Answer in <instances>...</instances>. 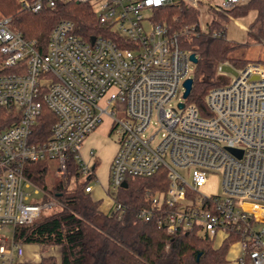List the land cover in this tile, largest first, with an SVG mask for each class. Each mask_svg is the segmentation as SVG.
Masks as SVG:
<instances>
[{
	"label": "built area",
	"instance_id": "2783aa9c",
	"mask_svg": "<svg viewBox=\"0 0 264 264\" xmlns=\"http://www.w3.org/2000/svg\"><path fill=\"white\" fill-rule=\"evenodd\" d=\"M18 1L30 13L57 1L88 2L98 23L119 38L86 40L74 32L72 21L61 19L41 52L36 39L11 27L10 16H0V108L14 118L0 129V229L31 223L43 208L58 203L27 177V164L55 160L56 175L66 180L72 159L79 176L95 177L94 162L89 165L80 149L107 116L109 133L118 139L109 165L113 194L128 177L164 169L167 185L147 193L140 219L169 234L191 231L210 240L219 234L221 243H238L237 264H264V62L232 66L235 75L221 69L228 62L220 63L217 74L226 81L209 89L200 111L183 97V81L193 78L195 63L178 37L206 32L211 20L172 31L152 17L154 7L179 1L199 11L206 2L226 14L247 0ZM220 24L213 36L225 30ZM44 105L55 119L47 137L37 140ZM212 171L220 172V194L199 190ZM84 189L90 192L92 185ZM112 200L110 211L120 215L124 206ZM22 254V243L0 236V264H12Z\"/></svg>",
	"mask_w": 264,
	"mask_h": 264
},
{
	"label": "trees",
	"instance_id": "16d2710c",
	"mask_svg": "<svg viewBox=\"0 0 264 264\" xmlns=\"http://www.w3.org/2000/svg\"><path fill=\"white\" fill-rule=\"evenodd\" d=\"M32 1V0H28ZM227 12L234 18H241L254 12L249 28L255 27L262 34L264 27V0H247L233 6ZM225 18L224 14H219ZM0 16L11 17V27L25 38H34L37 47L45 52L48 33L61 19L73 22L74 32L83 39L92 36H106L118 40L119 36L110 28L103 27L93 6L88 2L57 1L53 7L44 5L37 12L21 9L18 0H0ZM154 21L164 22L172 31L184 25L199 21V10L186 5L183 1L165 4L152 9ZM207 31L182 34L178 43L182 50L194 53L197 62L193 72V81L187 101L195 104L200 111L205 109L206 93L219 83L217 66L228 62L234 68H241L249 60L231 55L237 44L221 35L213 36L212 31L221 30V24L215 19L207 23ZM1 62V57H0ZM263 62V61H260ZM55 117L44 105L35 128V139L43 140L49 134V128ZM14 121L11 113L0 108V129ZM49 160L31 162L26 165L27 177L52 196L59 208L49 214H42L28 224L12 228L14 242L38 244L40 253L50 247H59V256L41 254L37 263L15 260L12 264H225L226 253L231 239L219 246L213 240L198 236L191 231H177L169 234L153 221H145L137 216L140 209L147 205V193L162 191L167 185L164 169L149 177H128L126 186L118 187L113 195L116 202L124 206L118 215L111 210L100 209V200L85 191L88 178L78 181L75 162H68L66 180H59L52 187L45 183L49 169ZM71 176L76 179L70 188ZM49 198L43 197L46 201ZM200 255L197 257V254Z\"/></svg>",
	"mask_w": 264,
	"mask_h": 264
},
{
	"label": "rangeland",
	"instance_id": "374dc122",
	"mask_svg": "<svg viewBox=\"0 0 264 264\" xmlns=\"http://www.w3.org/2000/svg\"><path fill=\"white\" fill-rule=\"evenodd\" d=\"M203 3V2H201ZM203 4L199 11V18H203L205 22L215 19L219 23L226 25L225 27V38L233 43L237 44L234 50H232L231 55L243 58L249 61H263L264 62V34L259 33L258 30L253 27L249 28V23L252 20L253 13H248L246 16L241 18H234V16L227 12L224 14L225 18H222L219 14L221 12L215 11L213 8ZM146 14L150 15V10H144ZM238 19V21H236ZM264 30V27H263ZM191 66H193L191 64ZM228 78H231V75L228 74ZM226 79L223 78L219 80V83L225 82ZM120 113V112H119ZM117 113V114H119ZM109 129V118L104 116L101 124L98 128L89 133L86 138L83 140L82 147L80 149L81 154L83 155L85 161L90 165L95 162L94 169V178L88 180L92 185V194L95 198L100 197L101 202L107 205V209L113 207V193L110 188L109 183V165L115 154V151L118 146V139L114 133H108ZM93 150V156L88 154L89 150ZM49 163V169L45 176V183L48 187H52L56 182L61 180V178L56 175L55 168L57 162L55 160L47 161ZM187 179H189V174H184ZM85 176H79L78 181L84 180ZM76 179L74 176H71L68 182V186L72 188L75 185ZM199 190L204 194H213L221 193V176L220 172L212 171L207 175V181ZM98 196V197H97ZM59 208V204H54L51 207H46L42 209V214H49L53 210ZM11 228L5 227L0 229V236H3L6 239L11 237ZM222 241L221 236L218 234L213 240V245L218 246ZM23 245V254L18 257V260L25 262H35L39 259L40 254H51L52 252L57 254L58 250L54 249L50 251L49 248L46 252L40 253V250H36L35 247H30L32 244H22ZM34 245V244H33ZM38 246V244H35ZM39 248V246H38ZM239 254V246L237 243H231L228 246L226 253V263L225 264H237L233 261V258H236Z\"/></svg>",
	"mask_w": 264,
	"mask_h": 264
},
{
	"label": "water",
	"instance_id": "95a60500",
	"mask_svg": "<svg viewBox=\"0 0 264 264\" xmlns=\"http://www.w3.org/2000/svg\"><path fill=\"white\" fill-rule=\"evenodd\" d=\"M94 37H91V40H93ZM189 59L193 62V63H196L197 62V56L194 54V53H190L189 54ZM223 71H226V72H229L231 73L232 75H235L236 74V70L229 64H224L222 65V68H221ZM192 81H193V78L192 77H188L186 78L184 81H183V86H184V91H183V97H187L189 92H190V89H191V85H192ZM180 106H182V103H179ZM234 151V150H233ZM121 186H126V182L123 181L121 183ZM200 255V253L197 254V257Z\"/></svg>",
	"mask_w": 264,
	"mask_h": 264
},
{
	"label": "crops",
	"instance_id": "0c3cea01",
	"mask_svg": "<svg viewBox=\"0 0 264 264\" xmlns=\"http://www.w3.org/2000/svg\"><path fill=\"white\" fill-rule=\"evenodd\" d=\"M203 4L207 7V3H206V2H205V3H201L200 6H202ZM206 7H205V8H206ZM201 9H202V11L204 12L203 8H201ZM251 13H253V16H252V17L254 18L255 13H254V12H251ZM253 18H252V20H253ZM199 19L201 20V22H205V21H206V20H205V21L203 20L202 16H201V18H199ZM252 20H251V21H252ZM236 21H238V19H236ZM250 23H251V22H250ZM250 23H249V25H250ZM263 34H264V30H263ZM100 124H101V123H100ZM98 127H99V126H98ZM98 127H97V128H98ZM108 133H109V129H108ZM81 147H82V146H81ZM80 152H81V151H80ZM82 156H83V155H82ZM83 158H84V157H83ZM93 164H94V165H93V169H95V162H94ZM90 192H91V193H90L91 196H92L94 199H96V200H100V209H101L102 211H104V212H108V211H110V208L107 209V205H106L105 203L101 202V198H100V197L97 196L98 198H95V197H94V194H92L93 191L91 190ZM234 243H235V242H234ZM220 244H221V243H220ZM237 245H238V243H237ZM218 246H219V245H218ZM238 246H239V245H238ZM30 247H35L36 250L39 249L38 246L35 245V244H34V245H33V244L30 245ZM216 247H217V246H216ZM54 249H57V250H58V253L55 254V253L52 252L51 254L56 255V256H59V253H60L59 247H50V248H49L50 251H53ZM239 252H240V248H239ZM40 256H41V254H40ZM39 259H40V257H39ZM39 259H38L37 261H35V262H32V263H37V262L39 261ZM233 261L236 262V258H233Z\"/></svg>",
	"mask_w": 264,
	"mask_h": 264
}]
</instances>
